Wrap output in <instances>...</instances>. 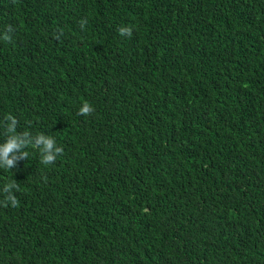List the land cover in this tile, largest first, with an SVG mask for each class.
I'll return each instance as SVG.
<instances>
[{
	"label": "trees",
	"instance_id": "obj_1",
	"mask_svg": "<svg viewBox=\"0 0 264 264\" xmlns=\"http://www.w3.org/2000/svg\"><path fill=\"white\" fill-rule=\"evenodd\" d=\"M9 25L0 143L11 114L64 151L0 168V264H264V0H0Z\"/></svg>",
	"mask_w": 264,
	"mask_h": 264
},
{
	"label": "clouds",
	"instance_id": "obj_2",
	"mask_svg": "<svg viewBox=\"0 0 264 264\" xmlns=\"http://www.w3.org/2000/svg\"><path fill=\"white\" fill-rule=\"evenodd\" d=\"M87 24V18H83L80 21V27L83 29ZM13 32V27L11 25L7 26L6 31L0 35V39L5 42H11L10 33ZM118 32L122 36H132L131 27H120ZM94 113V107L88 103H82L78 110L79 115L88 116ZM7 121L6 133L7 137L3 143H0V168L13 169L17 162L21 159L27 158L28 153L24 149L28 146L39 149L40 152V162L47 166L56 162L57 156L61 155L64 149L57 146L56 141L53 137L45 135L43 133L32 136L30 132H17V119L9 114L5 117ZM19 186L15 181H10L6 183L3 187V192L6 193L4 201L0 203L7 204L11 203L13 207L18 205V200L15 195H13V190H18Z\"/></svg>",
	"mask_w": 264,
	"mask_h": 264
}]
</instances>
